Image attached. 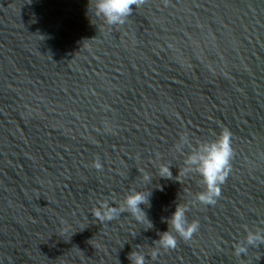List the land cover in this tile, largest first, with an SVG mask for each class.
Returning <instances> with one entry per match:
<instances>
[{
  "label": "water",
  "instance_id": "water-1",
  "mask_svg": "<svg viewBox=\"0 0 264 264\" xmlns=\"http://www.w3.org/2000/svg\"><path fill=\"white\" fill-rule=\"evenodd\" d=\"M225 128L221 197L190 204L199 232L152 260L176 203L203 190L174 145ZM133 189L151 191L152 228L92 215ZM246 227L264 228V0H146L116 26L93 0H0V264H130L132 250L146 264H264V245L233 254Z\"/></svg>",
  "mask_w": 264,
  "mask_h": 264
},
{
  "label": "clouds",
  "instance_id": "clouds-1",
  "mask_svg": "<svg viewBox=\"0 0 264 264\" xmlns=\"http://www.w3.org/2000/svg\"><path fill=\"white\" fill-rule=\"evenodd\" d=\"M146 0H93L95 15L101 18L108 26L123 25L133 12V6L140 7ZM166 3L167 0H164ZM188 151L185 152V148ZM174 150L184 155L183 167L180 169L181 175L194 174L199 177V182L203 185V190L197 192L194 201L189 204L176 203V207L171 216L166 220L168 228L159 233V238L155 240V245L148 255L152 260H156L161 250L168 251L176 249L178 237L185 242L191 241L194 235L200 230L198 220L189 221L187 212L190 204L199 203L204 206H214L222 195L221 186L224 185L232 172V160L234 149L232 147V133L227 128L222 129L214 140L200 142L195 147H190L188 137L181 134ZM95 169L102 170L103 164L97 158L93 165ZM171 166L160 164L158 166V177L172 180ZM144 179L150 181L151 177L145 174ZM151 191L144 192L131 190L125 195L118 206H112L108 201L99 202V206L92 210V215L101 223L110 222L119 218L122 213H129L138 222H151L147 218L144 208L150 207ZM141 205L144 207L142 208ZM147 230V229H146ZM244 238L233 245V254L240 258L247 256L249 248L259 249L264 245V228H245ZM130 264H146V257L142 251L132 250L127 256Z\"/></svg>",
  "mask_w": 264,
  "mask_h": 264
}]
</instances>
